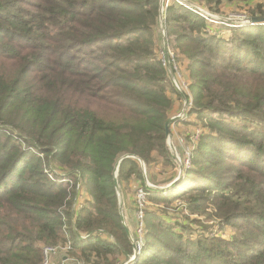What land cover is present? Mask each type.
<instances>
[{"label":"trees","instance_id":"trees-1","mask_svg":"<svg viewBox=\"0 0 264 264\" xmlns=\"http://www.w3.org/2000/svg\"><path fill=\"white\" fill-rule=\"evenodd\" d=\"M166 1L0 0V264H42L68 239L77 264H125L139 223L129 235L119 193L133 183L146 193L134 264H264V24L226 29ZM184 1L264 15L263 0ZM183 95L170 128L189 126L190 164L157 187L173 180L154 168L175 169L165 124ZM52 163L72 182L51 180ZM190 214L233 233H196Z\"/></svg>","mask_w":264,"mask_h":264},{"label":"rangeland","instance_id":"rangeland-1","mask_svg":"<svg viewBox=\"0 0 264 264\" xmlns=\"http://www.w3.org/2000/svg\"><path fill=\"white\" fill-rule=\"evenodd\" d=\"M172 1H175V0H170V3ZM197 3L198 4H193V5L201 7L203 9H205L206 11L210 12L211 14H216L217 16H219L222 19H227L230 21L229 23L237 24L238 21L242 20L244 17H249L248 15L250 14L249 13L250 7H249V5H246V4H230L228 6L226 5L225 7H222V9L220 11H215V12H217V13H215L214 11L210 10L207 6L202 5L201 4L202 2H197ZM168 4H169L168 1H166V3H164V7H167ZM165 11L166 10L164 9V11H163L164 14H165ZM164 18H165V16L163 17V19ZM214 25H218V24H214ZM220 27H223V28L225 27L226 29H229L230 26H223L221 24ZM165 44L166 43L164 42L163 43V49H165ZM178 78H179V76H178ZM179 80H180V82L183 81L182 76L179 78ZM168 90H169L170 94L173 91V89H171V88ZM176 128L177 129H176L175 133H173V136L171 139H168L167 144L169 143L168 146L170 147V150L173 153V158H174V161H175V164L177 165V167L175 165V169L173 168V171L170 170L169 172H165L164 171L165 169H163V166H161V165L154 168V171L158 173V181L159 182H162L163 179H168L170 177H173L172 178L173 180H171L169 183H165V184L157 186V187H168V185H170L175 180V178H177L179 176L181 160L184 161V159L185 160L187 159L186 158L187 156H190V155H186V150L184 152H182V150H181V145L186 144V142H188L189 138L187 137V135L190 133L189 126L180 124V125H177ZM173 131H174V129H173ZM3 132H5V131H3ZM172 146H173V148H172ZM51 166L55 167L56 170H58V169L60 170V168H58L59 165H57L56 163H52ZM147 183H148V185L154 186L153 183H151L149 181H147ZM138 185H139L138 183H135V184L133 183L131 186H127L126 188H124L125 189V195H123L122 193H119L120 210H121V213L123 215L124 222L126 223L129 230L132 232L136 231L137 223H139V220L137 218V214H138L137 207L139 208V206L136 203L138 200L137 199V193H138V190L140 189ZM85 195H86V198L89 197L87 193H85ZM147 205L149 207L157 210L158 212L163 211L162 209L160 210L158 208L159 206H156L155 204H147ZM161 207H163V206H161ZM174 207L169 208L168 210L166 208V211L168 212L169 217H171V218L180 217L181 220H184L185 216L189 215V213L186 210L185 211H179L177 208H174ZM190 216L192 219H198L195 221H190L191 225L194 228V230L196 231V233H198V230H200V229L205 231L206 227H209L208 232L210 230L213 231V229H214V231L212 233L218 232V234H220L223 237H227V238L230 235H232V233H233V230L230 227H226V228H223L222 230H218V227H217L216 223L213 222V219L207 218V216H205V215H191L190 214Z\"/></svg>","mask_w":264,"mask_h":264},{"label":"built area","instance_id":"built-area-1","mask_svg":"<svg viewBox=\"0 0 264 264\" xmlns=\"http://www.w3.org/2000/svg\"><path fill=\"white\" fill-rule=\"evenodd\" d=\"M167 1L169 2L170 0H167ZM176 1H178L180 4H183V5L187 6L193 12L199 14L200 16H202L207 21H209V22H211L213 24L224 23V24H227L229 26H238L240 24H245V23H237V24L229 23L230 22L229 20L222 19L219 16H217L216 14H211L210 12L206 11L205 9H203L201 7L188 5V4H186V2L184 0H176ZM162 10H163V8H162ZM246 19H248V17H244L241 21H244ZM162 32L164 33V28L163 27H162ZM164 52H163V59H164L165 64H168L169 61L171 62L170 56H174V53L172 51H164ZM171 65H172V72H173V75H172L173 76V82H174L176 88L179 91H188V85L184 81L180 82V80H179V78L182 75L179 72L178 66L176 64H172V63H171ZM178 76H179V78H178ZM187 99H188V101L184 102L183 109L176 116H180L181 118H183L185 116V114H186L187 109H189L192 106V104H193L192 98H187ZM198 133L199 132H197L196 135L194 136L195 139L198 137ZM169 139H171V138H169ZM172 148H173V146H172ZM186 155H190L189 148L186 149ZM186 158L187 159L186 160L184 159V161L181 160V166H183L184 164L186 166H188L190 164V156H187ZM49 177H50L51 180L58 181L60 183H70V182H72V180L70 178L66 177V173H64L63 171H61L59 169L58 170H54V172H52V173H49ZM137 196H138V200L137 201H138V204H139V212L137 214V217H138V220H139V227H138V231L137 232L139 234V237H138V240H137L136 243L138 244L139 250H141V247H142V244H143V235H142V232H143V211H142V208H143V206L145 204L146 193L143 191V189H139L138 193H137ZM83 198H84V195H81L80 199L82 200ZM83 237L85 238L86 236H83ZM71 248H72V242H71L70 239H68L64 243H60V244H57V245H54V246H45L44 247L45 258H44V261L42 262V264H52V260H51L52 256L65 255L66 252L69 251ZM59 264H65V261L63 260ZM79 264H81V263H79Z\"/></svg>","mask_w":264,"mask_h":264},{"label":"water","instance_id":"water-1","mask_svg":"<svg viewBox=\"0 0 264 264\" xmlns=\"http://www.w3.org/2000/svg\"><path fill=\"white\" fill-rule=\"evenodd\" d=\"M163 17H164V14L161 11V18H163ZM238 23H245V24H252V25H254V24H264V15L252 16V17H249L248 19H246L244 21L240 20V21H238ZM165 51H168V47H167L166 44H165ZM167 65H168V68L171 70V73L173 75L171 62L169 61ZM183 97L185 99V102L188 101V99H187V97L185 95H183ZM179 119H181L180 116H174V117H172V118L167 120V122L165 124V129H166V134H167L168 138H171V128H170L171 123H173L174 121H177ZM119 164H120V160L117 162L116 172L118 171ZM183 171H184L183 166H180L179 176L172 183H174L175 181H177L181 177V175L183 174ZM117 175L118 174L116 173L115 174V184H116L117 188H119V182H118V179H117ZM170 185H168V186H170ZM127 232H128L129 235H131V231L129 229H127ZM133 245H134V254L129 259V261H127L125 264H134L139 258L140 250H139L138 244L135 241H133Z\"/></svg>","mask_w":264,"mask_h":264},{"label":"crops","instance_id":"crops-1","mask_svg":"<svg viewBox=\"0 0 264 264\" xmlns=\"http://www.w3.org/2000/svg\"><path fill=\"white\" fill-rule=\"evenodd\" d=\"M182 75V74H181ZM171 95H173L171 93ZM180 110H181V101H176L175 104H174V107H173V110H172V113H171V117H173L175 114H178L180 113ZM177 127V124H173L171 126V130H172V135L173 133H175L176 131V128ZM174 129V131H173ZM61 255H55V256H52L51 257V260H52V264H59L61 261H65V264H77V262L73 261V260H70V259H67L66 255L65 256H61Z\"/></svg>","mask_w":264,"mask_h":264}]
</instances>
